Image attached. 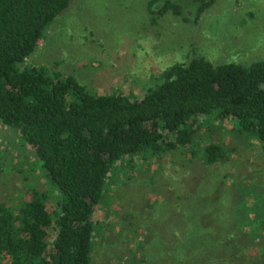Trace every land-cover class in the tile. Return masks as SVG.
Segmentation results:
<instances>
[{"label": "rangeland", "instance_id": "1", "mask_svg": "<svg viewBox=\"0 0 264 264\" xmlns=\"http://www.w3.org/2000/svg\"><path fill=\"white\" fill-rule=\"evenodd\" d=\"M150 1L71 0L27 63L71 75L89 92L137 100L167 67L197 55L243 66L264 59V0H216L197 20L190 0L180 1L182 18L157 16L164 0ZM237 130L205 122L195 158L188 147L114 165L91 264H264V150ZM211 143L227 157L205 165ZM37 184L52 193L34 153L0 123V201L17 205Z\"/></svg>", "mask_w": 264, "mask_h": 264}, {"label": "trees", "instance_id": "2", "mask_svg": "<svg viewBox=\"0 0 264 264\" xmlns=\"http://www.w3.org/2000/svg\"><path fill=\"white\" fill-rule=\"evenodd\" d=\"M70 1L0 0V123L31 149L53 188L37 184L13 206L0 201L5 264H91L95 214L114 165L188 147L195 158L205 122L231 121L264 150V59L243 66L197 55L167 67L137 100L89 92L71 75L28 64ZM180 1L164 0L155 14L182 18ZM190 1L197 20L216 0ZM225 154L211 143L201 161Z\"/></svg>", "mask_w": 264, "mask_h": 264}]
</instances>
